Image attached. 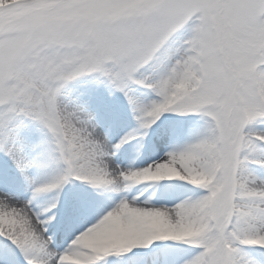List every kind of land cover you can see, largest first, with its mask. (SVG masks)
<instances>
[{
  "label": "snow or ice",
  "instance_id": "6c2138e0",
  "mask_svg": "<svg viewBox=\"0 0 264 264\" xmlns=\"http://www.w3.org/2000/svg\"><path fill=\"white\" fill-rule=\"evenodd\" d=\"M0 264H264V0H0Z\"/></svg>",
  "mask_w": 264,
  "mask_h": 264
}]
</instances>
